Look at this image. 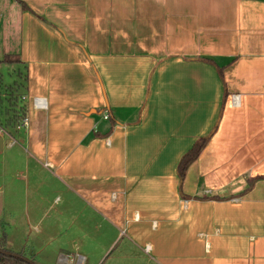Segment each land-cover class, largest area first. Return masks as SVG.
Instances as JSON below:
<instances>
[{
	"label": "crops",
	"instance_id": "obj_1",
	"mask_svg": "<svg viewBox=\"0 0 264 264\" xmlns=\"http://www.w3.org/2000/svg\"><path fill=\"white\" fill-rule=\"evenodd\" d=\"M8 56L29 123L0 126V178L60 263L264 264V0H0Z\"/></svg>",
	"mask_w": 264,
	"mask_h": 264
},
{
	"label": "rangeland",
	"instance_id": "obj_2",
	"mask_svg": "<svg viewBox=\"0 0 264 264\" xmlns=\"http://www.w3.org/2000/svg\"><path fill=\"white\" fill-rule=\"evenodd\" d=\"M17 69H18L17 65H3V64L0 65V73L3 75V81L6 84H12L13 81L18 80L16 76L17 73L15 72ZM14 140L17 141V145H15L16 146L15 149L20 148L19 146L21 144L19 143L20 140L18 139V137H15ZM11 141H13V139L6 137V139H4L2 145L0 146V149H5L4 148L5 144L8 143L9 145ZM7 152L8 151L5 152L6 154L3 159L0 155V164L1 161L4 162L6 160ZM10 153L11 152H8V154ZM22 174H24L25 177L31 178L30 174L25 169L22 170ZM11 180H14L16 182L17 179H14L12 177L11 172L9 170H8L7 180L0 178V186L7 184V191L0 192V224L4 223L5 226L4 233L6 234L5 237H3L2 234H0V238L1 237L3 239L5 238L4 240L7 241L6 248L15 254L23 256L28 260H33L36 264H62L58 261L59 257L61 256L60 254L61 252L56 248L59 247L58 240L55 239L54 241H52V235L37 234L39 233L37 229L32 228L34 225H37V228L42 230L45 227V223L47 219L45 220L44 218V220L39 224L38 221L32 220L31 221L32 227L30 228L28 227L26 212L28 210L27 204L29 203L30 196L32 195L31 188L29 189L28 192V186L26 180L22 179L21 181L16 182V185H14L16 187V190L14 191V187H11V185L13 186V184L15 183H12ZM11 194L12 195L16 194V196L22 200V203L19 204V206L17 204H13L12 206L13 214L10 212L11 203L9 200ZM50 196L51 198L46 203V206L48 207L47 210L49 211V213L53 214L55 213L56 210V209L53 210V208L56 206L55 205L51 206L54 195L50 193ZM50 221L51 220H48L47 226ZM60 237L62 243H67L65 239H67L68 234L67 235L63 234ZM67 244L63 246L65 251L71 250L69 245ZM62 253H67V252H62ZM69 253H71L75 258L72 264H77V257H75L77 255L76 252L71 250ZM114 254H116V252ZM109 260L105 261L104 264H107ZM87 264H93V260H90Z\"/></svg>",
	"mask_w": 264,
	"mask_h": 264
},
{
	"label": "trees",
	"instance_id": "obj_3",
	"mask_svg": "<svg viewBox=\"0 0 264 264\" xmlns=\"http://www.w3.org/2000/svg\"><path fill=\"white\" fill-rule=\"evenodd\" d=\"M17 63H19L18 60L11 59L9 56L0 61V65H13ZM15 72L17 73L16 76L18 80L13 81L12 84H6L3 81V75L0 73V117L4 118L3 120H0V126H3L6 129L19 128L25 118V107L21 103V94L26 89L28 78L24 69H17ZM211 135L212 133L207 137L198 139L192 148L182 156L178 164V175L181 182L185 179L186 172L190 165L199 158L209 142ZM0 264L35 263L32 260H28L7 249L5 246V240L0 238Z\"/></svg>",
	"mask_w": 264,
	"mask_h": 264
},
{
	"label": "built area",
	"instance_id": "obj_4",
	"mask_svg": "<svg viewBox=\"0 0 264 264\" xmlns=\"http://www.w3.org/2000/svg\"><path fill=\"white\" fill-rule=\"evenodd\" d=\"M34 105L38 108L45 109L46 108V101L43 98H35L34 99ZM233 105L236 107L240 105V97L238 95H233ZM104 119H106V120L109 119V115L105 114ZM28 123H29V119L27 117H25L19 128L27 127ZM84 261H85V259L83 256H78V263L79 264H83Z\"/></svg>",
	"mask_w": 264,
	"mask_h": 264
}]
</instances>
